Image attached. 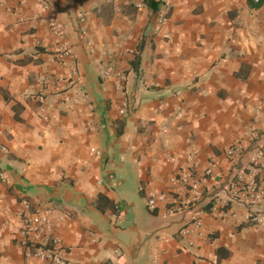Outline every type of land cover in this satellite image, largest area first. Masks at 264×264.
Here are the masks:
<instances>
[{
    "label": "crops",
    "instance_id": "1",
    "mask_svg": "<svg viewBox=\"0 0 264 264\" xmlns=\"http://www.w3.org/2000/svg\"><path fill=\"white\" fill-rule=\"evenodd\" d=\"M258 152L264 0H0V264H45L20 237L24 202L67 264H264V198L245 201L264 195ZM192 164L198 198L164 215ZM195 212L202 236L182 237Z\"/></svg>",
    "mask_w": 264,
    "mask_h": 264
},
{
    "label": "built area",
    "instance_id": "2",
    "mask_svg": "<svg viewBox=\"0 0 264 264\" xmlns=\"http://www.w3.org/2000/svg\"><path fill=\"white\" fill-rule=\"evenodd\" d=\"M255 3H259L260 0H253ZM142 2V0H141ZM136 8L142 6L141 3H137ZM44 8L48 9L49 5L44 4ZM165 18H161L160 23L165 22ZM51 33L57 37L62 38L61 26L55 21H51L49 24ZM81 34L85 37L87 36V31L85 29L81 30ZM87 45H91L88 40ZM61 49L63 56L69 55V45L67 41L62 40ZM76 71H72V75L75 76ZM44 78L42 82H44ZM42 98V97H41ZM124 110L122 109L120 113L122 114ZM5 150V148H3ZM229 156H233L238 153L237 148L229 149L227 151ZM264 152H258L256 158L261 159ZM192 161V158L190 157ZM194 164H192L187 170L180 173L179 175H174L169 179L171 188L169 193L174 194L172 203L165 208L164 215L171 216L174 214L184 213L187 210H191L192 204L196 201L200 194V181L197 180L194 173ZM205 174H210V169L205 171ZM168 193L166 192H156L151 193L146 201V207L150 211H154L162 203H166L168 200ZM264 198L263 191L258 188L254 183L248 188L246 194V204L252 207L255 204L260 203ZM20 218L23 221V228L20 231L21 239L31 247L30 256L36 258L38 261L45 264H67L65 258V250L62 245L61 239L54 234V229L50 221V217L46 211L33 213L30 209V204L24 202L22 204V209L19 213ZM117 216V215H116ZM115 217V216H114ZM235 215L233 213L224 212L222 219H233ZM256 223H263L262 218L259 215L250 214L251 218ZM191 227H185L181 230L182 237L196 236L201 237L202 233L200 216L195 212L191 217ZM192 245V243H189Z\"/></svg>",
    "mask_w": 264,
    "mask_h": 264
}]
</instances>
